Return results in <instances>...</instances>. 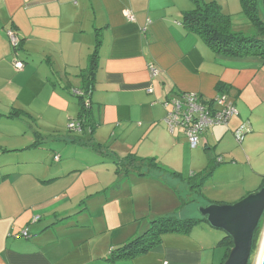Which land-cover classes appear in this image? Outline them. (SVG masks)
Here are the masks:
<instances>
[{"label": "crops", "instance_id": "0c3cea01", "mask_svg": "<svg viewBox=\"0 0 264 264\" xmlns=\"http://www.w3.org/2000/svg\"><path fill=\"white\" fill-rule=\"evenodd\" d=\"M207 1L218 3L219 0ZM221 5L224 9L222 2ZM193 9L191 0H0V126H6V131L0 128V264L222 263L226 249L219 242L223 238L219 240L215 229L206 222L195 226L189 234H163L161 243L142 256L112 261L114 248L140 235L151 221L161 217L147 203L148 199L152 201L148 193L153 190L172 194L167 193L171 201L157 207L164 213L179 214L176 218L180 220L200 218L190 217L185 211L187 207L180 209L179 200L175 206V194L179 198L181 194L175 188V180L185 186V191L186 184L170 177L171 184L165 178L150 182L145 179L149 175L130 174L121 178L110 157L93 152L99 158L95 170L102 167L100 163H108L111 177L102 185L79 190L75 199L80 202L72 212L80 209L83 213L58 212L62 202L49 206L47 200L53 198L38 196L37 187L56 185L54 181L76 159V154L65 157L56 144L49 153L44 145L50 139L37 128L47 138L38 149L30 148L36 141L33 126V143L21 148L20 131L14 125L21 117L7 116L20 111L34 122L44 112L49 114V108L56 113L61 107L60 113H68V117L75 113L78 117V104L72 97L76 98L75 92L81 88H74L70 81L76 80L79 69L82 72L87 67L89 56L100 41L97 81L90 97L93 113L97 108L99 112V121L95 116L100 125L97 127L113 126L111 136L118 139L124 130L136 128L140 145L143 135L157 132V150L146 149L141 156L155 157L158 162L163 160V164L159 163L165 168L183 178L190 177L194 174L191 172L193 154L189 156L188 168L185 157L189 144L181 128L174 133L169 131L165 123L166 100L181 93H196L209 100L220 92V84L227 87L224 93L238 115L202 137L206 150H210L211 143L222 142V145L233 134L237 140L234 130L240 125L253 128L252 117L259 112L261 103L264 104V62L258 57L228 58L214 53L182 24L183 14ZM125 12H130L134 20H128ZM238 18L239 21L233 19L234 28L242 33L237 29L248 26L247 19ZM10 32L19 39L20 47L12 44ZM17 61L24 63L20 71L15 67ZM151 66L158 70L157 76L151 75ZM61 71L64 74L59 75ZM64 75L68 86L58 92L54 87L61 85L59 77L63 80ZM54 98H58V104ZM85 98L90 101L88 95ZM72 102L74 105H70ZM76 118H69L67 122ZM51 139L83 146L64 137ZM118 139L109 143L111 153L117 154L114 145L120 143ZM250 139L249 136L243 137L241 143L226 142L219 156L229 159L239 156L247 151L244 144L247 142L248 146ZM129 148L134 150V146ZM37 151L52 157L55 164V157L59 156L57 163L66 158L65 164L53 171L52 178L44 180V172L27 166L33 163L30 154ZM143 151L140 148L137 154L140 156ZM82 161L90 165V161ZM30 169L34 171L30 173ZM159 185L163 187L157 188ZM133 187L135 192H131ZM92 189L98 195L85 197ZM25 229L29 230V238L22 236Z\"/></svg>", "mask_w": 264, "mask_h": 264}, {"label": "rangeland", "instance_id": "374dc122", "mask_svg": "<svg viewBox=\"0 0 264 264\" xmlns=\"http://www.w3.org/2000/svg\"><path fill=\"white\" fill-rule=\"evenodd\" d=\"M206 2H211V1L206 0ZM221 2L224 6V9H223L224 12L229 15H232L234 20L239 21L237 20L239 19L238 18L239 16L243 17V19H246L245 16L241 14L242 6L240 3V0H219L218 4L220 6H222ZM247 23H248V26L238 28V29L236 28L237 30H240L242 34L246 36L250 34L252 35L254 33V29L251 26V24L248 22V20H247ZM54 67L59 68L58 65L56 64H54ZM80 72L81 71L79 69V71H77L76 73L77 75V77H75L76 80L70 81L72 83V86L76 89L82 88V78L80 77ZM62 74H64L63 71H61L59 75H62ZM62 78L63 80H61V77H59V81H58L61 83V85H56V87H54V88H57L58 92L63 90V86H68V83L65 80V75ZM74 91L75 90H73L72 92ZM72 100L77 104V98L72 97ZM58 102H59L58 98H54V103L58 104ZM74 102H72L70 105H74ZM76 106L77 108H79L78 105ZM259 108H260L259 112L256 113V115L252 117V123L254 124L253 128L250 125L248 127H245L244 125H240L237 129V130H240L242 128V133H243L242 136L244 137V139L249 136L251 138L248 146H247V142L244 144L245 146L244 149H246L247 151H242V153L239 156H236L232 159H229L228 157L227 159L223 156V158H225L224 162L218 165V160L222 158L219 156V152H220L222 145H226V142L232 143V141L234 142L237 141L234 137V134L232 135V137L228 136L226 138V142H223L222 145H221L222 142L221 143L220 142L211 143L210 150L205 149L206 143H205V140L203 139H201L200 145L196 149H191L190 146L188 145L187 147L188 150L186 149V151L188 152L185 157V165L186 167L189 168L190 166L189 156L193 154L192 156L194 159V164H193V168L191 172H194V173L202 172L203 169L208 167L209 162L213 161L210 167V172H212V176L208 179L207 183H205L204 186L201 188V193L203 194V197L199 195H193L191 198L192 199L195 198V201L187 205L186 206L187 208H185L186 209L185 211H188V214L190 217L201 216L200 211H199L200 208L207 207L209 206V204H219V205L234 204V202L236 203L239 200L248 196L249 194L256 192L258 189H260V186L264 182V104L261 103ZM47 111H49V114L42 111L44 112L42 117L41 118L36 117L34 119V122H32V120L30 121L28 118L24 116L23 113H21L20 115L21 119L19 120L17 124H14V125H18L19 131H20L19 132L20 134L19 144H20V147L23 148L33 143L34 137L32 139L33 134H31L32 133L31 126H33L35 127V131H37L36 130L37 128L39 132L43 133L45 136L48 137L47 138L48 140L50 139L44 145V148L48 152L51 150L52 146L56 144L57 149L59 147L58 150L62 149L61 153L65 157H68L70 154H74V155L76 154L75 156L76 159L68 163L66 171L64 173H61V177L54 181L56 182V185L42 186L43 189H39V186H38L37 195L40 196V194H42L43 196H47L49 198L52 197L53 199L47 200L49 206L55 205V204L59 205L62 202V206L61 208L58 209V212L68 210L69 213L74 212L78 214L79 212H82L80 209L73 211V212L72 210L75 208L74 206H76L80 202V199H75L77 198L76 196L80 193L79 190L89 185H94V186L102 185L103 183L108 182V179L111 177V174H109L107 169L108 167L110 168V166L107 165L108 163L101 161L103 162V165H101L102 163H100L99 165L102 167L97 168L95 170V167L97 166L95 164H98L99 158L92 151H90L89 149H86L83 146L66 145L64 143L57 142L56 140H52L51 138L54 136L57 138L58 137H61V138L77 137L78 135H76L77 134L76 132L69 131V123L73 122V120H76V119H72L67 122L69 118H73V117L76 118L77 115L74 113L72 117H68V113H64V112L60 113L61 107H59V112H56V113H52L51 108H49ZM70 113L71 112H69V116H70ZM98 113L99 112L97 108L94 111V114L97 120L99 117ZM56 127H60V128H56ZM112 127L113 126H107L106 124L101 127H97L93 134L95 141L101 144H106V145H108L109 143H112L113 141L116 142V139L118 138L116 137L112 138L111 136ZM0 128H4V130L6 131V126H0ZM237 130H234V131H237ZM89 132L90 131L88 130V133ZM116 132L117 134H121L120 130H117ZM22 135H27V136H22ZM87 136L88 134L80 135V138L85 142L87 140ZM139 137L140 135L138 134V131L136 130V128L129 127L128 129L124 130L122 132V135L118 139V142L120 143H115L114 145V149L117 155L124 157L128 155L129 153H133L139 156L138 149L141 148V150H144V151L140 154L139 157L143 158L141 155H144L146 153V149L153 148L154 150H157L158 148L157 141L159 137L157 132L151 135H143L141 145H140V141H137ZM61 142L66 143L67 141L63 140ZM128 144L131 147L134 146V150H130ZM237 146L238 145H236V147ZM78 147H80L81 150H79ZM213 147H216V148L213 149ZM239 147L240 146H238V148ZM30 156L32 158L31 162L33 163L28 164L27 166H30V168H33L34 170L38 169L39 171L44 172V177H43L44 180L48 179V177L52 178L53 173H54L53 171L60 168L59 166L60 164L62 163L65 164V160H66L65 158L60 163H57L58 160H55L56 162L55 164L52 160V157L50 159V157H48L47 154L42 153V151H37L35 154H30ZM151 157L152 156L148 158H151ZM82 160L90 161L89 162L90 165H88L87 163H83ZM159 162L163 164V160H159ZM21 167L19 170L22 169ZM212 167H214L213 171L211 170ZM33 169H30V173L34 171ZM40 173L41 172H39V174ZM39 174H37V176ZM156 178L158 180L165 178L166 183L167 182H169L170 184L172 183V180H170L168 177L163 176V175L160 176V173L158 171H153L145 179H149L150 182H153V180ZM42 185H45V184L43 183ZM162 187H163L162 185H159L157 188L161 189ZM175 188H178L179 190H181L180 195H182L183 197H188V194H189L188 188H187V191H185V186L178 185L177 180H175ZM93 190L94 189H92L90 193L84 194L85 197L89 196L91 198V197L97 196L98 193H96ZM132 191L135 192V187H133V190H131V192ZM173 191L175 192L176 189ZM167 193H170V192H165L163 190L162 192L153 190L151 193H148V195L152 197V201L148 199L147 203L149 207L153 209V211L158 210L160 214L159 216H161V218L164 216L178 217L179 214L168 215L169 213L167 212L164 213L162 210L157 208V207H160V205L166 204V201H171V199H167L169 197L167 196ZM178 200L180 204L181 200L179 196L175 194V206H177ZM179 212L180 211H178V213ZM215 231L219 235V240H221L222 238L226 236V234L223 231H220V230H215ZM144 232L145 231H143L141 234H143ZM259 236H260L259 237L260 240L257 245L256 251L252 255L251 264H257L258 258L260 256V252L262 250V246H263L262 243L264 240V219L259 229Z\"/></svg>", "mask_w": 264, "mask_h": 264}, {"label": "trees", "instance_id": "16d2710c", "mask_svg": "<svg viewBox=\"0 0 264 264\" xmlns=\"http://www.w3.org/2000/svg\"><path fill=\"white\" fill-rule=\"evenodd\" d=\"M195 8L183 14L182 24L187 32L199 36L204 43L216 54L228 58L237 57H258L264 62V0H240L242 6V14L251 24L254 29L252 35H244L235 31L233 17L224 12L222 6L216 1L205 2L204 0H191ZM99 41L89 56L87 68L82 70L80 77L82 78L81 92L83 95L76 97L79 106V113L76 121H79L82 126V132L78 135H86L87 140L83 143L81 138L68 137L72 142H81V145L89 147V150L105 155L111 158L115 165V172L119 177H127L130 174H135L139 177H145L153 171H158L160 175L181 180L186 184L189 194L188 197L180 195L181 205L180 209L186 207L195 201L192 199L193 195L203 196L201 188L207 183L212 176L210 167L213 161L209 162L202 172L194 173L188 178H183L181 174L171 171L162 166L155 157L140 158L136 154L129 153L121 157L115 153H111L112 144L103 145L95 142L94 131L97 126H100L95 119L92 111V101L90 99L95 90L96 77L99 68L100 58ZM20 47V45L15 48ZM220 92L227 91L225 85L220 84L218 87ZM85 95L89 97L90 107H87ZM21 115L20 111H13L8 118L17 119ZM88 130L90 131L88 133ZM70 132H74L70 130ZM36 141L30 148L38 149L47 137L42 136L39 132H35ZM219 165V164H218ZM214 167L211 168L213 171ZM264 186V182L261 187ZM264 219V218H263ZM263 221V220H262ZM260 223V226L262 224ZM206 222L207 220L200 216V218H190L180 220L174 216H164L151 221L150 226L145 232L135 238H132L114 248L111 252V260L133 259L142 256L154 247L158 246L162 241V235L166 233L189 234L191 230L198 224ZM258 227L254 239L252 255L257 249L260 240ZM219 245L226 249L225 257L221 264L226 261L231 249L233 248V240L231 237L225 236Z\"/></svg>", "mask_w": 264, "mask_h": 264}, {"label": "built area", "instance_id": "2783aa9c", "mask_svg": "<svg viewBox=\"0 0 264 264\" xmlns=\"http://www.w3.org/2000/svg\"><path fill=\"white\" fill-rule=\"evenodd\" d=\"M128 20L133 21V16L130 12H125ZM150 24V22H149ZM12 44L16 47L20 44L19 39L12 32L9 33ZM17 70L24 68V63L17 61L15 63ZM151 75L157 76L158 70L153 66L150 67ZM152 92V89L149 90ZM81 91H76L75 96H81ZM87 107L89 103L86 102ZM167 109L165 123L171 133L177 128H181L191 149H196L200 145L202 137L215 127L226 125L229 120L238 115V111L233 103L228 100L224 92L217 93L213 99L206 100L196 93H181L173 99H168L164 102ZM69 129L80 134L82 126L79 121L73 120L69 123ZM242 128L237 130V140L241 143L243 140ZM59 161V157H55ZM219 164L223 162V158L218 160ZM38 218H35L37 221ZM25 238L30 237L28 229L22 232Z\"/></svg>", "mask_w": 264, "mask_h": 264}, {"label": "water", "instance_id": "95a60500", "mask_svg": "<svg viewBox=\"0 0 264 264\" xmlns=\"http://www.w3.org/2000/svg\"><path fill=\"white\" fill-rule=\"evenodd\" d=\"M209 226L233 240L224 264H251L254 235L264 218V186L234 204L200 208ZM260 264H264V251Z\"/></svg>", "mask_w": 264, "mask_h": 264}, {"label": "bare ground", "instance_id": "6f19581e", "mask_svg": "<svg viewBox=\"0 0 264 264\" xmlns=\"http://www.w3.org/2000/svg\"><path fill=\"white\" fill-rule=\"evenodd\" d=\"M263 246H262V250H261V252H260V256H259V258H258V261H257V264H260V261H261V257H262V254H263V251H264V240H263Z\"/></svg>", "mask_w": 264, "mask_h": 264}, {"label": "clouds", "instance_id": "9594fccd", "mask_svg": "<svg viewBox=\"0 0 264 264\" xmlns=\"http://www.w3.org/2000/svg\"><path fill=\"white\" fill-rule=\"evenodd\" d=\"M85 102H88L89 103V101L88 100H85ZM88 107H90V103H89V106Z\"/></svg>", "mask_w": 264, "mask_h": 264}]
</instances>
